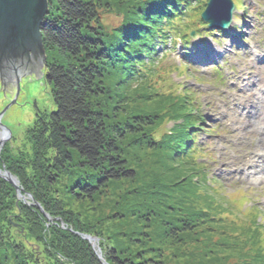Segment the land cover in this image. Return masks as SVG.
<instances>
[{
  "label": "trees",
  "instance_id": "trees-1",
  "mask_svg": "<svg viewBox=\"0 0 264 264\" xmlns=\"http://www.w3.org/2000/svg\"><path fill=\"white\" fill-rule=\"evenodd\" d=\"M48 2L49 14L41 32L47 55L45 79L52 87L56 109L48 115L37 113V121L29 129L40 131L49 145L36 147L31 142L30 154L20 152L8 164L0 155V166L15 174L23 188L17 191L0 178V264H162L163 251L155 245L154 233L152 237L145 230L150 223L155 225L156 212L152 209L143 205L141 228L129 231V226L121 225L125 230L108 237L102 232L104 222L124 224L127 219L120 201L115 200L113 210L98 216L92 207L96 224L83 216L84 211L70 210L69 204L99 205L112 184L136 180L137 171L128 161L132 143L161 153L164 164L174 163L177 171L185 172L180 179L188 180V191L193 190V172L201 175L200 170L207 171L197 163V153L203 152L197 145L198 135L206 119L186 108L187 97L165 96L150 83L160 77L159 54L170 43L178 46L179 40L188 51L194 29L199 36L205 32L211 37L229 35L244 42L243 23L240 21L231 33L210 29L201 19L208 0ZM113 13L121 20L116 28L102 19ZM52 53L60 55L61 61L50 60ZM185 54L189 56V52ZM216 68V77L223 80L222 67ZM143 84L152 90L148 96L169 100V110L176 109L171 111L174 126L158 141L148 131L157 114L122 113L128 111L130 87ZM190 104L194 107L195 101ZM31 156L35 163L26 167L23 162L28 163ZM37 163L41 166L39 174L33 168ZM215 182L220 186V181ZM169 191L161 192L156 211L157 205L168 200ZM19 194L32 195L35 204L26 203ZM151 199L149 202H154ZM205 220H212L205 211L188 209L182 215L162 219L158 235L162 240L184 244L186 236ZM87 235L101 239L104 262L84 239ZM117 236L122 239H115Z\"/></svg>",
  "mask_w": 264,
  "mask_h": 264
},
{
  "label": "rangeland",
  "instance_id": "rangeland-1",
  "mask_svg": "<svg viewBox=\"0 0 264 264\" xmlns=\"http://www.w3.org/2000/svg\"><path fill=\"white\" fill-rule=\"evenodd\" d=\"M233 2L242 11L235 15L232 27L236 28L238 21L243 23L244 42L235 41L229 35L211 37L205 32L192 40L188 51L179 40L178 46L170 43L159 54L157 72L160 77L150 83L165 96L187 97L189 104L186 108L206 119L201 123L198 135L197 145L203 152L197 153V163L206 166L207 171L200 170L201 175L193 172V190L188 191V180L180 179L185 172L177 171L174 163L164 164L161 153L146 147L137 148L132 143L128 161L137 171L136 180L112 184L108 196L101 199L99 205L69 204L70 210L75 213L84 211L83 216L96 224L98 219L93 215L92 207H96L94 211L98 216L113 210L115 200L120 201V210L127 211V219L122 222L124 224L104 222L102 232L108 237L125 230L121 225L129 226V231L141 228V209L144 206L152 209L156 212L155 225L150 223L145 230L150 231L152 237L155 235V245L159 252L163 251L164 264H264V0ZM102 19L110 28L118 27L121 22L116 13L105 14ZM49 57L61 61L58 54L53 56L52 53ZM203 60L208 63L202 64ZM217 66L222 67L223 80L216 77ZM45 76L46 71L39 79L36 75L23 77L19 90L24 95L15 99V104L0 119L1 127L12 135L0 152L7 164L13 162L20 152L30 154L32 143L36 147L49 145L40 131H29L37 121V113L48 115L56 109L52 87ZM151 92L147 84L130 87L128 111L122 113L157 114V120L152 119L156 120L154 126H148V131L158 141L174 126L175 121L171 118L175 114L171 111L176 109L169 110V100L148 96ZM192 101H195L196 108L191 106ZM9 102L5 96L3 101L0 94V113ZM34 158L31 156L28 163L23 164L31 168ZM4 168L18 180L23 191L16 175L6 166H0V170ZM33 168L37 174L41 172L38 163ZM215 180L220 181V186ZM166 188L171 194L163 197L162 201L168 200L157 205L156 211L155 202H161L159 197L166 193ZM19 198L35 204L32 195L19 194ZM151 198L155 199L152 203L149 202ZM188 209L205 211L212 220L198 221L200 227L186 236L184 244L166 238L162 240L157 229L161 220L174 214L182 215ZM115 239L122 238L117 236ZM100 240L89 242L104 262Z\"/></svg>",
  "mask_w": 264,
  "mask_h": 264
},
{
  "label": "water",
  "instance_id": "water-1",
  "mask_svg": "<svg viewBox=\"0 0 264 264\" xmlns=\"http://www.w3.org/2000/svg\"><path fill=\"white\" fill-rule=\"evenodd\" d=\"M49 9L48 0H0V83L14 81L16 84L15 97L4 94L13 101L0 113V119L15 104V99L24 95L19 90L23 77H44L47 55L41 30ZM235 12L232 0H208L201 17L211 29L229 31ZM196 37L191 33V38ZM5 129L1 127L5 133L0 137V152L7 142L8 129ZM0 176L21 191L18 180L5 168L0 170ZM84 238L91 243L98 241L90 236Z\"/></svg>",
  "mask_w": 264,
  "mask_h": 264
},
{
  "label": "flooded vegetation",
  "instance_id": "flooded-vegetation-1",
  "mask_svg": "<svg viewBox=\"0 0 264 264\" xmlns=\"http://www.w3.org/2000/svg\"><path fill=\"white\" fill-rule=\"evenodd\" d=\"M0 94L2 95V100L4 101V94L6 95L7 94V96L9 95V94H11L12 96H16V84L14 83V81H12V82H1L0 83ZM13 101V100H12ZM11 101V102H12ZM11 102H9L8 104H10ZM8 104H6L5 106H4V108L5 107H7L8 106ZM3 108V109H4ZM6 114V113H5ZM12 124H14L13 122H12ZM12 124H11V126H12ZM18 124V123H17ZM6 130V129H5ZM8 133H9V131L8 130H6ZM5 133V131H2L1 130V127H0V137H1V135L2 134H4ZM8 133H7V140L9 139V137H10V139L9 140H11V138H12V135L10 136V133H9V136H8Z\"/></svg>",
  "mask_w": 264,
  "mask_h": 264
},
{
  "label": "bare ground",
  "instance_id": "bare-ground-1",
  "mask_svg": "<svg viewBox=\"0 0 264 264\" xmlns=\"http://www.w3.org/2000/svg\"><path fill=\"white\" fill-rule=\"evenodd\" d=\"M4 179V178H3Z\"/></svg>",
  "mask_w": 264,
  "mask_h": 264
}]
</instances>
